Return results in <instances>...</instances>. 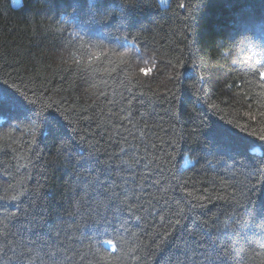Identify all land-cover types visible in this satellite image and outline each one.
I'll return each mask as SVG.
<instances>
[{"label": "trees", "instance_id": "trees-1", "mask_svg": "<svg viewBox=\"0 0 264 264\" xmlns=\"http://www.w3.org/2000/svg\"><path fill=\"white\" fill-rule=\"evenodd\" d=\"M261 73L264 0H0V264H264Z\"/></svg>", "mask_w": 264, "mask_h": 264}, {"label": "snow or ice", "instance_id": "snow-or-ice-1", "mask_svg": "<svg viewBox=\"0 0 264 264\" xmlns=\"http://www.w3.org/2000/svg\"><path fill=\"white\" fill-rule=\"evenodd\" d=\"M264 75V73H261ZM35 102L28 101L26 96L20 95L18 92L9 91L4 88H0V113H2L5 109L9 112L17 113V119L22 117L24 120L29 122L33 127H37L40 124L47 125L49 121L54 122L56 125H59L61 128L63 125L60 123V120L55 115L49 114L48 116L44 115L43 109L37 110L34 106ZM47 107V106H45ZM188 195H191L189 193ZM117 211H122L121 209H117ZM178 223V222H177ZM102 243L107 244L109 246L113 245L112 240H105ZM113 251L115 248L113 247ZM101 259H107V257L102 256ZM217 257L210 256L208 258V264H217Z\"/></svg>", "mask_w": 264, "mask_h": 264}, {"label": "clouds", "instance_id": "clouds-1", "mask_svg": "<svg viewBox=\"0 0 264 264\" xmlns=\"http://www.w3.org/2000/svg\"><path fill=\"white\" fill-rule=\"evenodd\" d=\"M12 6L17 9L22 8L23 0H12Z\"/></svg>", "mask_w": 264, "mask_h": 264}, {"label": "rangeland", "instance_id": "rangeland-1", "mask_svg": "<svg viewBox=\"0 0 264 264\" xmlns=\"http://www.w3.org/2000/svg\"><path fill=\"white\" fill-rule=\"evenodd\" d=\"M161 4H164L162 0H159ZM167 2V0L165 1V3ZM11 3H12V0H11Z\"/></svg>", "mask_w": 264, "mask_h": 264}, {"label": "bare ground", "instance_id": "bare-ground-1", "mask_svg": "<svg viewBox=\"0 0 264 264\" xmlns=\"http://www.w3.org/2000/svg\"><path fill=\"white\" fill-rule=\"evenodd\" d=\"M146 74V73H145Z\"/></svg>", "mask_w": 264, "mask_h": 264}]
</instances>
